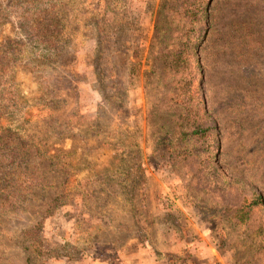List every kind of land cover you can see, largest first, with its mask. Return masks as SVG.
<instances>
[{
  "label": "rangeland",
  "instance_id": "obj_1",
  "mask_svg": "<svg viewBox=\"0 0 264 264\" xmlns=\"http://www.w3.org/2000/svg\"><path fill=\"white\" fill-rule=\"evenodd\" d=\"M22 2L2 102L43 174L0 191V264H264V0H54L52 51Z\"/></svg>",
  "mask_w": 264,
  "mask_h": 264
},
{
  "label": "trees",
  "instance_id": "obj_2",
  "mask_svg": "<svg viewBox=\"0 0 264 264\" xmlns=\"http://www.w3.org/2000/svg\"><path fill=\"white\" fill-rule=\"evenodd\" d=\"M53 1L54 0H24V2L15 6L17 10L25 6L27 7L19 12L20 14L16 23L17 33H21L25 40L37 43L40 47L49 51L59 47L60 36L63 32L59 16L55 14L54 16L51 13L59 6ZM47 6H50V9H43V7ZM24 46V41L16 43V47L19 48L17 49L18 55H22ZM3 58L4 57H0V119L5 118L8 121V125L2 129L5 137H0V191L3 190V192H8L13 185L17 184L18 180L24 183L29 182L28 187H31L33 185V179L30 175L33 176V174L39 172V170L33 166L30 168L31 158L29 157V152L35 149L33 144L19 134L17 131L18 128L14 126L15 120L13 116L8 117L13 113L9 111V106L2 102V97L6 98L7 94L3 93L4 89L1 88V81L6 73L11 71L8 64H1ZM18 61L22 63V58H18ZM25 66H27V64ZM203 133V131H195L192 135H202ZM29 169L31 171H29ZM41 174H43V172H39V175ZM40 183L41 180L40 182H36L33 186L36 187ZM4 185L5 187L3 188ZM262 202L263 200L261 198L252 200L250 204L245 205L237 212L234 219H237L241 223L247 222L251 217L253 208L260 206ZM259 231H261L259 236L264 237V228ZM27 261H30V259L27 258Z\"/></svg>",
  "mask_w": 264,
  "mask_h": 264
},
{
  "label": "crops",
  "instance_id": "obj_3",
  "mask_svg": "<svg viewBox=\"0 0 264 264\" xmlns=\"http://www.w3.org/2000/svg\"><path fill=\"white\" fill-rule=\"evenodd\" d=\"M118 257H124L126 252L123 250V252L117 251Z\"/></svg>",
  "mask_w": 264,
  "mask_h": 264
}]
</instances>
